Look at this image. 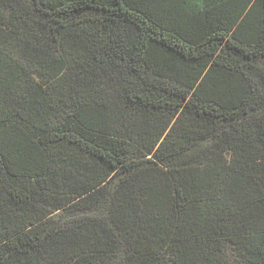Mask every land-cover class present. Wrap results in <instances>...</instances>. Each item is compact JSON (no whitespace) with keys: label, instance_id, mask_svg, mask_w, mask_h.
<instances>
[{"label":"trees","instance_id":"trees-1","mask_svg":"<svg viewBox=\"0 0 264 264\" xmlns=\"http://www.w3.org/2000/svg\"><path fill=\"white\" fill-rule=\"evenodd\" d=\"M0 264H264V0H0Z\"/></svg>","mask_w":264,"mask_h":264}]
</instances>
